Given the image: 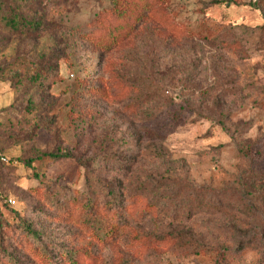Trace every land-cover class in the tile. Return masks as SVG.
<instances>
[{"label":"rangeland","instance_id":"1","mask_svg":"<svg viewBox=\"0 0 264 264\" xmlns=\"http://www.w3.org/2000/svg\"><path fill=\"white\" fill-rule=\"evenodd\" d=\"M0 264H264V0H0Z\"/></svg>","mask_w":264,"mask_h":264},{"label":"trees","instance_id":"2","mask_svg":"<svg viewBox=\"0 0 264 264\" xmlns=\"http://www.w3.org/2000/svg\"><path fill=\"white\" fill-rule=\"evenodd\" d=\"M127 9V7L125 8ZM123 10H117L114 12V15L116 16V18L118 19H123V21L121 23H119L118 25L113 26L111 29L108 30L107 34H102L100 35L98 38H94V39H98V41H100L102 43V45L104 46H112L116 43L118 37L120 35H122V33H126V31L129 29V27L132 25L131 22L133 21V17L130 16L128 18H125L124 15L122 14ZM26 25H29V23H27ZM31 25L35 26V23H31ZM49 158H59V155L54 154V153H49L46 154ZM27 165H30L29 160H27L26 162Z\"/></svg>","mask_w":264,"mask_h":264}]
</instances>
